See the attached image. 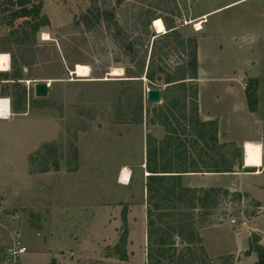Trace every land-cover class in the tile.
Segmentation results:
<instances>
[{"label":"rangeland","instance_id":"374dc122","mask_svg":"<svg viewBox=\"0 0 264 264\" xmlns=\"http://www.w3.org/2000/svg\"><path fill=\"white\" fill-rule=\"evenodd\" d=\"M95 1L31 0L40 5L48 25L27 39L23 28L31 19H18L13 27L0 22V51L10 55L8 75L17 71L26 87L25 95L12 82L0 88L1 94L10 95L17 113L0 120V195L6 196L0 203V250L16 237L27 248L13 262L0 256V264H147V134L161 142L172 134L170 122L177 134L190 129L174 119L162 124V101L147 102V89L163 91L164 80L143 76L125 81V67L138 70L149 43L146 69L153 44L135 24L142 12L145 17L155 12L163 23L174 21L184 38H197L196 16L232 0H97L100 7L115 11L121 30L113 21L77 22ZM230 20L233 27L227 24ZM153 21L150 34H163L156 32ZM204 27L202 42L215 49L227 45L231 30L247 36L237 40L244 59L251 48L264 49V37L251 36L264 33V0L214 12ZM44 32L50 40L43 39ZM129 42L132 52L126 50ZM189 61L182 52L171 54L164 62L167 74L181 76L179 68ZM114 68L122 73L112 75ZM37 82L49 84L46 96H35ZM259 89L258 81L247 82L249 108L264 116V91ZM47 142L56 144L59 157L56 165L50 160L49 169L39 172V160L33 165L29 158ZM238 149L227 146V155ZM124 168L130 171L128 184L120 183ZM232 178L235 183L228 187L221 185L223 177L203 178L201 187L181 179L180 185L199 191L204 200L194 208L187 198L165 202L156 211L160 229L154 237H164L171 248L163 256L166 264L257 260L253 245L258 239L264 245V188L249 191L251 182ZM250 178L264 185V174ZM171 228L182 237H171Z\"/></svg>","mask_w":264,"mask_h":264},{"label":"trees","instance_id":"16d2710c","mask_svg":"<svg viewBox=\"0 0 264 264\" xmlns=\"http://www.w3.org/2000/svg\"><path fill=\"white\" fill-rule=\"evenodd\" d=\"M31 0H0V22L13 27L18 19L29 18L25 24L28 27L23 28L24 37L27 39L31 35H35L41 27L48 25V19L41 14L40 5L30 3ZM95 1V0H93ZM31 4V5H30ZM30 5V6H29ZM144 12L139 14V19L135 24V29H141L148 35L149 41L153 39L151 47V55L148 65H146V57L149 51V43L144 45L143 56L141 57V66L138 70L130 67H125V81H137L145 76L149 80H157L159 76L164 80L165 89L162 91V104L158 108L161 113V118L158 119L162 124L168 123V119H174L178 125L189 127L190 130L182 129L181 134L174 129L173 123L170 122L172 134L171 137H166L167 141L161 142L155 139L150 133L147 134L146 153H147V176L146 189L148 197L147 209V264H166L163 260L165 252H170L171 248H166L164 237L155 239L154 235L160 229L156 226V211L160 212L165 202L175 203L176 200L187 198L195 207L196 202L203 201L204 198L199 194V191L192 190L180 185L182 177L187 173H231L242 168L243 154L240 149L232 154L227 155V146L231 147L235 144L221 143L218 138L217 124L215 121H202L199 119L198 105V87L193 82L197 78L198 61H197V38H184L180 33L177 24L174 21L164 20L166 31L163 34H150V27L153 20L156 19V13L151 12L146 17ZM102 20L114 22V25L119 29V24L115 20V11L99 6L97 0L93 2L92 7H88L83 11L80 23L95 24ZM113 21V22H112ZM143 26V28H142ZM141 27V28H140ZM27 29H30L28 31ZM121 30V28L119 29ZM134 39V38H133ZM160 39V40H159ZM138 38L134 39V41ZM161 44L158 46V42ZM190 57V61L179 68L182 74L179 77H172L166 72L164 62L171 54L181 53ZM135 55L131 57L134 59ZM8 72H0V85L2 80L13 79L15 86H20L22 94H26L25 85L18 80L24 79L17 71L12 74V78H8ZM255 80H253L254 82ZM252 82V81H251ZM7 85V84H6ZM4 94V93H3ZM0 93V97H1ZM248 101L250 94L247 95ZM254 110L252 107L250 108ZM175 110V111H173ZM186 136V139L183 137ZM164 145H162L163 143ZM57 146L54 143L47 142L38 151L29 158V163H37V171L45 172L50 167V160L55 163L59 155ZM226 149V150H225ZM61 150V149H60ZM230 150V149H229ZM62 151V150H61ZM227 151V152H226ZM231 151V150H230ZM238 154V155H237ZM240 160L236 162V157ZM175 159V161H174ZM35 161V162H34ZM56 165V163H55ZM31 173H34L32 170ZM168 185V187H167ZM226 193L227 190H226ZM194 203H193V202ZM1 203V198H0ZM171 216H174L172 214ZM170 235L182 237L180 232H176L171 228ZM258 242L253 245L257 260L253 264H264V245ZM175 241H173V244ZM4 248L0 250V256L3 258Z\"/></svg>","mask_w":264,"mask_h":264},{"label":"crops","instance_id":"0c3cea01","mask_svg":"<svg viewBox=\"0 0 264 264\" xmlns=\"http://www.w3.org/2000/svg\"><path fill=\"white\" fill-rule=\"evenodd\" d=\"M243 1L246 0H232L223 6L216 7L209 12L196 16L198 19L195 22L201 23V29L196 28L194 25L196 29L194 33L197 34L198 71L197 78L193 82L198 87L199 119L202 121H215L219 141L221 143L232 141L242 151V154L245 152L247 143L259 144L261 147V165L247 166L245 153L242 158L241 169H237L231 173H204V175L200 173H187L182 179L188 181L189 185L193 184V186L201 187L203 183L200 181L203 178L223 177L224 180L221 185L228 187L229 183H235L233 178L237 176L240 180L251 182L249 191L251 189L254 190V188H264V185L257 184L255 180H251L252 178H250L264 174V116L261 110H250L246 93L247 82H253V80L258 81L259 88L261 91H264V88H261L264 85V49L260 47L251 48L247 53V57L241 59L243 49L241 45H238L237 40L238 38L242 40L247 36H242L231 29L228 36L229 40L224 43L225 45L227 44L224 47L215 49L204 44L206 42H202L206 35L202 33L205 30L204 24L208 19V15L223 8L236 6ZM227 24L233 27L234 21H227ZM251 36L254 39H261L264 37V33H255ZM10 69L11 66H9V70L6 72H9ZM8 78H12V76H8ZM18 81L22 82L23 80ZM30 81L31 78L26 80V82ZM10 82L15 81L13 79L2 80L0 88ZM1 96H7L8 99H11L8 93H4ZM11 107L10 101V116L7 118L0 117V120H10L13 115L17 114L12 111ZM248 169L258 170V172H250ZM230 177H233L232 181H230ZM0 198L2 199L1 203H4L6 196L1 195Z\"/></svg>","mask_w":264,"mask_h":264},{"label":"bare ground","instance_id":"6f19581e","mask_svg":"<svg viewBox=\"0 0 264 264\" xmlns=\"http://www.w3.org/2000/svg\"><path fill=\"white\" fill-rule=\"evenodd\" d=\"M195 27L201 29V23L195 22ZM153 27L157 33H164L165 26L162 19L157 18L153 21ZM44 40H50V35L47 32L43 33ZM10 56L8 53L0 52V72L9 70ZM122 68H114L111 72L112 75H120ZM10 116V100L7 97H0V117L7 118ZM245 158L247 166H260L261 165V147L259 144L247 143L245 146ZM130 171L124 168L120 175V183L128 184L130 181Z\"/></svg>","mask_w":264,"mask_h":264},{"label":"water","instance_id":"95a60500","mask_svg":"<svg viewBox=\"0 0 264 264\" xmlns=\"http://www.w3.org/2000/svg\"><path fill=\"white\" fill-rule=\"evenodd\" d=\"M126 50L129 52L133 51L132 43L129 42L126 46ZM158 81H161V76L158 77ZM49 84L47 82H37L34 84V94L37 97H44L48 94ZM146 99L149 103H161L162 101V90L160 88H149L146 92ZM149 175V173L147 174ZM1 197V195H0Z\"/></svg>","mask_w":264,"mask_h":264},{"label":"built area","instance_id":"2783aa9c","mask_svg":"<svg viewBox=\"0 0 264 264\" xmlns=\"http://www.w3.org/2000/svg\"><path fill=\"white\" fill-rule=\"evenodd\" d=\"M234 222V220H233ZM27 252V248L22 244L20 239L17 237L12 241V244L6 246L4 249V258L8 262H13V260L19 258Z\"/></svg>","mask_w":264,"mask_h":264}]
</instances>
